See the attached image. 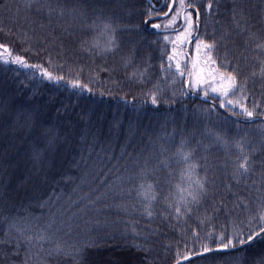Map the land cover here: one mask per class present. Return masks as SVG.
Listing matches in <instances>:
<instances>
[{"label": "trees", "instance_id": "trees-1", "mask_svg": "<svg viewBox=\"0 0 264 264\" xmlns=\"http://www.w3.org/2000/svg\"><path fill=\"white\" fill-rule=\"evenodd\" d=\"M149 13L154 14L143 0H32L31 7L28 0H0V44L12 49L13 58L22 56L28 65L63 77L51 83L39 70L0 63V239L13 223L30 228L26 234L51 225L50 241L22 246L18 252L14 245L0 244V264H174L178 251L191 255L192 231L206 212L212 217L209 227L215 226L219 235L221 229L230 232L233 222L257 211L264 200V78L251 75L264 63V48H257L264 45V0H218L212 14L201 11L198 28L200 38L209 40L229 32L213 56L238 69L244 91L237 89L230 98L255 111L251 121L220 109L219 100L209 115L203 110L213 107L212 100L199 102L203 92L184 87L192 71L194 41L184 45L185 52L176 50L183 77L175 73V62L172 72L162 70L173 46L145 25ZM101 21L118 28L123 52L129 44H140L134 51L135 71L94 64L98 54L88 37L99 34L104 43L99 28L93 27ZM145 67L143 83L130 79ZM96 76L104 82H93ZM75 80L91 93L70 87ZM155 85L161 89L158 109L146 95ZM48 127L61 137L54 148L39 138ZM208 132L225 134L227 143H214ZM181 139L194 150L196 172L207 173L212 183L199 210L177 219L180 188L188 186L182 178L186 165L174 156ZM237 141L252 157V171L239 182L226 166L239 154ZM161 145L168 149L163 156ZM34 153H41V163ZM164 159L167 168L159 163ZM113 182L117 187L109 191ZM141 184L153 185L151 218L144 212L148 201L138 196ZM85 193L94 200L106 195L89 204L79 199ZM45 200L49 204L41 208ZM241 201L250 204L249 211L238 206ZM57 243L62 251L49 255ZM213 259L196 258L191 264H213ZM243 264H264V243L248 249Z\"/></svg>", "mask_w": 264, "mask_h": 264}, {"label": "snow or ice", "instance_id": "snow-or-ice-1", "mask_svg": "<svg viewBox=\"0 0 264 264\" xmlns=\"http://www.w3.org/2000/svg\"><path fill=\"white\" fill-rule=\"evenodd\" d=\"M32 0H28V6L31 7ZM175 7V0L173 3L168 5L169 13ZM214 8L218 9V0H208L207 4L197 3L196 0H180V12L172 17L170 25L175 24L176 20L180 18L181 12L183 14L184 29L180 32L174 40H170L169 36H165L164 40L170 42L173 45V50L168 55V67L162 70L166 73L172 72V64L175 62V73L183 77L181 61L177 58L176 46L179 44L182 48L185 43L191 44L195 42L196 59L192 62V71L189 76L184 80V87L188 92L198 93L203 92L201 97L202 100L208 101L209 99L213 102V107L204 109L209 115L215 110V102L219 100V108L225 109L232 112L233 115L240 117L243 116L251 121L255 115L254 110H249L245 103H242L240 99H231L230 97L235 96L236 90L240 89L243 94L244 86L240 83V73L237 68L233 67L231 62L222 63L218 58H214L213 53L218 49L221 42H226L229 39V32H223L217 39L215 34L211 40L200 38L198 28L201 16V11L208 14H212ZM51 12L52 9L50 8ZM62 13V10H61ZM165 13V17L169 15ZM151 15V13H149ZM233 21L239 26L237 20L236 11L233 9ZM148 21H145V25ZM94 28H99L100 33L105 37L103 45L98 41H93L90 45L91 48H96L99 51L96 54H107L113 53L119 50L121 47L120 41L117 38L118 28L114 27L112 23L101 21L99 25L94 24ZM153 29L159 30L161 25L151 24ZM167 27V26H166ZM175 31V27L172 28ZM195 33V35H194ZM251 39V37H250ZM257 48H264V45H257ZM201 53L204 54L206 59L204 63L209 65V71L205 73L204 68L201 67ZM5 54L8 55V59H5ZM134 52L124 58V67L127 68L133 60ZM0 63L3 64H14L23 68H32L39 70L40 76L51 83H59L63 80L62 76H56L51 71L45 69L41 65H28L26 59L22 56L15 55L13 58V52L10 47L5 44H0ZM147 67L143 71L134 72L130 76V79L138 80L143 83L145 74L147 73ZM252 76H259L264 78V63L261 64L259 72H253ZM70 87L73 89H79L81 92L87 91L91 93V89L86 84H82L79 80H75L70 83ZM103 95V93H101ZM149 97L151 106L155 109L160 107V96L161 89L159 85H155L154 89L149 93H146ZM187 95V92L185 93ZM127 103V101H125ZM239 108V112L236 109ZM29 119L31 117L29 116ZM238 122V121H237ZM209 136L212 137L214 143L226 144L225 134L220 132H208ZM43 138L48 148H54L57 142L61 139L59 133L52 127L45 128L40 137ZM66 138V137H65ZM188 140L181 139L179 148L177 149L174 156L178 162H182L186 165L182 178H186L188 181L187 188H180L181 196L176 202L174 207L175 217L179 219L182 216L191 217V215L199 210L202 202L207 199L210 191V185L212 183L207 173L204 176H199L196 169L199 167L198 163L192 161L193 149H188ZM236 148L238 155L235 159L226 161V166L231 167L233 179L239 182L240 179L245 178L252 171V157L250 154H246L242 142H236ZM168 149L164 146H160V154L163 156ZM34 159L36 162H42L41 153H34ZM160 165L167 168V159L161 160ZM147 164V160L145 161ZM95 168V164H93ZM147 168L141 170V175H145ZM195 177V178H193ZM131 179V178H129ZM117 180H122L121 177L117 176ZM117 184L113 182L108 186V190L116 188ZM138 196L147 200L148 203L144 207L145 214L151 218L153 215L151 210V204L156 199L154 194H150L153 188L152 184H148L145 188L144 184H141ZM179 187V186H178ZM106 193H101L92 198V193H85V195L79 197L80 200H88L89 204H94L96 200L101 199ZM49 204L48 200L41 203V208L46 207ZM245 211H249L250 204H245L241 201L240 205ZM169 208L173 205L169 204ZM257 211L251 212L243 220H239V223L233 222L231 225V231L227 229H221L219 235L216 234L215 226L209 227L211 224L212 217L205 213L198 222L196 228L192 231L193 248L191 249V255L181 252H177L175 264H184L188 262L191 264V260L196 258H214L213 264H243L247 256L248 249H250L257 242L264 243V200H261L257 205ZM217 209L213 208V211ZM203 225V228L201 227ZM45 229L38 230L35 234L31 233L30 228L18 227L15 223L9 226V230L4 233V238L0 239V244L14 245L17 252L22 246H31L36 243H42L44 241H50L51 237L47 233V227ZM199 242V250L196 248V243ZM138 250H144L142 246L135 245ZM187 249V244H185ZM62 251L61 245L56 244L55 248L49 251V255L59 254ZM79 251V250H78Z\"/></svg>", "mask_w": 264, "mask_h": 264}, {"label": "rangeland", "instance_id": "rangeland-1", "mask_svg": "<svg viewBox=\"0 0 264 264\" xmlns=\"http://www.w3.org/2000/svg\"><path fill=\"white\" fill-rule=\"evenodd\" d=\"M157 1H159V0H157ZM178 12H180V0H175V7L172 9L170 16L168 18H166L165 20L159 21V23L157 22V24L161 25V29L167 30V31H171L173 27H175V29L178 28V26L180 25V22L179 21L181 20V16L183 17L182 12H181L180 18L176 20L174 26L173 25H170V21L172 20V17L175 16V15H177ZM152 15H154V14H152ZM184 27H185V25H184V22H183V27H182V29L180 31H176L175 33H168V34L165 33L164 35H162L161 42L162 43L164 42V43H166V44H168L170 46H173L170 42H166L164 40V37L167 35V36H169L170 40H174L176 38V36L180 32L183 31ZM126 28L133 29L131 26L126 27ZM94 40L95 41H98L101 45H103V41L99 38V34L93 33V34H91L90 39L88 37V41H89V44L90 45H91V43ZM139 45L140 44H138L137 42L132 43V44H129V46H128L129 49L127 50V52H125V51L123 52L122 49H119V50H117L116 52H113V53L98 54V56H97L98 58H95L94 59V64L101 65V63L102 64L103 63L104 64L105 63H110V64L113 63L114 64V69L116 71H129V70L135 71L136 70L135 58H134L135 56L133 57L132 63L127 68L124 67V58L127 57V56H129V55H131L134 51H136L138 49ZM184 45L181 48L180 45L178 44L176 46V50L179 48L180 50H182V51L185 52L186 49H184ZM91 49L93 50V54L94 53H97L99 51L96 48H91ZM203 55L204 54L201 53V67H203L205 73H207L209 71V65H207V64L204 63V60L206 59V57H204ZM138 59H139V61L142 64L143 63V60H144L143 56L142 55H139L138 56ZM195 59H196L195 43H193V45H192L191 62H190L191 63V70H192V62ZM92 60H93V58H92ZM82 79H83V77H82ZM84 79H87V78H84ZM91 80L93 82H95L96 84H100V82H104V81H102L101 78H99V76H96L95 78H93Z\"/></svg>", "mask_w": 264, "mask_h": 264}, {"label": "water", "instance_id": "water-1", "mask_svg": "<svg viewBox=\"0 0 264 264\" xmlns=\"http://www.w3.org/2000/svg\"><path fill=\"white\" fill-rule=\"evenodd\" d=\"M144 1V3H146L152 10H158L161 6H155L154 4H153V2L151 1V0H143ZM164 2V0H162V3ZM169 3H168V5L169 4H171V3H173V0H169L168 1ZM165 13H169V8H168V6H167V10L164 12V14ZM171 13V12H170ZM170 13H169V15H170ZM157 15V16H153V17H149V18H147L146 20L148 21V23H152V22H156V21H160V20H165V18H167V17H165V15ZM145 20V21H146ZM145 21H144V23H145ZM183 17L181 16V20L179 21L180 22V25L178 26V28H176V30L175 31H173V30H171V31H167V30H163V29H159V30H157V29H153L151 26H150V29L152 30V31H154V33H156V34H165V33H169V32H176V31H180L181 29H182V27H183ZM143 23V24H144ZM153 24H156V23H153ZM201 97L202 96H197V100L199 101V102H202V103H210L211 101L210 100H208V101H204V100H202L201 99ZM193 259H196V257H194ZM192 259V260H193ZM191 260V261H192ZM185 263H188V262H184V264ZM175 264V263H174Z\"/></svg>", "mask_w": 264, "mask_h": 264}, {"label": "flooded vegetation", "instance_id": "flooded-vegetation-1", "mask_svg": "<svg viewBox=\"0 0 264 264\" xmlns=\"http://www.w3.org/2000/svg\"><path fill=\"white\" fill-rule=\"evenodd\" d=\"M169 0H164V2L162 3V0L157 1L158 4H156V6H161L158 10H153L154 15H150V16H157V15H163L164 12L167 10V6H168V2ZM171 14V13H170ZM170 16V15H169ZM168 16V17H169ZM167 17V18H168ZM152 24V23H151ZM149 24V25H151Z\"/></svg>", "mask_w": 264, "mask_h": 264}]
</instances>
